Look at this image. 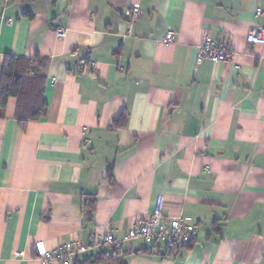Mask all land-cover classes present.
<instances>
[{"label": "crops", "instance_id": "0c3cea01", "mask_svg": "<svg viewBox=\"0 0 264 264\" xmlns=\"http://www.w3.org/2000/svg\"><path fill=\"white\" fill-rule=\"evenodd\" d=\"M263 1L0 0V75L6 56L47 60L41 119L21 130L17 99L0 109V264H39L37 241H122L159 195L196 240L121 242L117 261L91 264H264V46L244 42ZM204 37L232 59L197 65Z\"/></svg>", "mask_w": 264, "mask_h": 264}, {"label": "built area", "instance_id": "2783aa9c", "mask_svg": "<svg viewBox=\"0 0 264 264\" xmlns=\"http://www.w3.org/2000/svg\"><path fill=\"white\" fill-rule=\"evenodd\" d=\"M255 18L264 20V1L255 10ZM125 16L135 22L140 17V10L137 7L129 9ZM55 34L58 38L64 37V30L61 27L55 28ZM174 35L171 32L166 33L161 39L162 44L172 43ZM246 45L264 46V24L257 25L247 32L244 37ZM234 52L230 41L227 43L212 42L204 37L198 46L196 64L203 61H210L213 64L225 63L232 59ZM88 65L84 60L78 63V69L82 70ZM92 67V65H89ZM163 197L157 196L153 205L151 214L145 218L138 219L132 223L123 237L122 241L116 240L111 233L106 231H96L87 243L77 241L74 244L62 245L51 251H48L44 242L34 243V254L39 264H50L58 262L61 264H70L78 255L87 252L96 254L109 250H120L121 242L131 243L135 240H142L150 247L164 245L165 249H172L194 242L197 238V228L195 225L188 224L182 219L166 220L163 215Z\"/></svg>", "mask_w": 264, "mask_h": 264}, {"label": "trees", "instance_id": "16d2710c", "mask_svg": "<svg viewBox=\"0 0 264 264\" xmlns=\"http://www.w3.org/2000/svg\"><path fill=\"white\" fill-rule=\"evenodd\" d=\"M86 64L88 65L87 62ZM46 67L47 60L40 58L37 54L28 59L13 56H6L3 59L0 75V109L6 106L9 98H16L15 118L21 130H24L28 122L38 121L44 115L46 104L43 94L46 82L44 76ZM125 123L126 114L123 113L110 128L119 130L124 128ZM94 205L95 201L89 198L86 203L89 215L93 212ZM192 243L166 249V251L188 247ZM157 250V247L151 246L147 252L155 253ZM117 254L116 252H102L97 254L92 261H86L85 264L115 262L118 260Z\"/></svg>", "mask_w": 264, "mask_h": 264}]
</instances>
